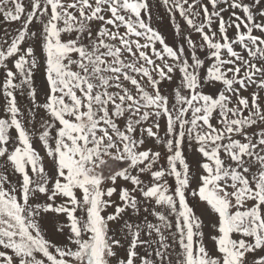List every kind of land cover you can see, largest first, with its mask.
I'll list each match as a JSON object with an SVG mask.
<instances>
[{"label": "snow or ice", "instance_id": "snow-or-ice-1", "mask_svg": "<svg viewBox=\"0 0 264 264\" xmlns=\"http://www.w3.org/2000/svg\"><path fill=\"white\" fill-rule=\"evenodd\" d=\"M0 17V264H264V0Z\"/></svg>", "mask_w": 264, "mask_h": 264}, {"label": "rangeland", "instance_id": "rangeland-1", "mask_svg": "<svg viewBox=\"0 0 264 264\" xmlns=\"http://www.w3.org/2000/svg\"><path fill=\"white\" fill-rule=\"evenodd\" d=\"M157 19H159V17H157ZM2 21H3V18L0 17V35L3 34V32H4L5 29H10V30H12V31L15 30V27H16L15 24L8 25V24H6V23H4V22H2ZM162 23H163V22H162ZM230 32H231V30H230ZM166 35H168V37H169V42H171V35H172V29H171V27H169V28L167 29ZM194 38H195V37H194ZM41 79H42V77L37 76V83H39ZM24 102L27 103V101H24ZM37 147H39V144H38V143H37ZM114 198H115V197H114ZM109 211H111V209H110ZM206 231H207V229H206ZM206 244H207L208 247H212V241L210 240V237H208V236H206Z\"/></svg>", "mask_w": 264, "mask_h": 264}]
</instances>
